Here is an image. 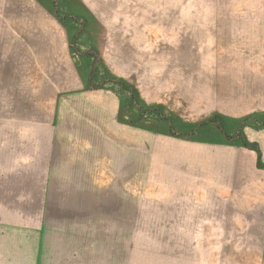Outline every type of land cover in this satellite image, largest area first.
Returning <instances> with one entry per match:
<instances>
[{"label": "crops", "instance_id": "0c3cea01", "mask_svg": "<svg viewBox=\"0 0 264 264\" xmlns=\"http://www.w3.org/2000/svg\"><path fill=\"white\" fill-rule=\"evenodd\" d=\"M32 1L54 29L0 11V264H264V10L211 12L202 33L218 34L220 54L235 51L219 55L226 77L211 111L249 120L233 143L129 119L126 98L93 85L71 45L74 19L88 25L101 12ZM107 39L102 59L126 79ZM95 40L86 45L97 50ZM132 79L146 117L147 104L163 103H148L146 81ZM182 81L190 108L199 91ZM164 89L165 104L179 106L178 88Z\"/></svg>", "mask_w": 264, "mask_h": 264}, {"label": "rangeland", "instance_id": "374dc122", "mask_svg": "<svg viewBox=\"0 0 264 264\" xmlns=\"http://www.w3.org/2000/svg\"><path fill=\"white\" fill-rule=\"evenodd\" d=\"M56 1L61 5L65 2L68 5H76L74 0H51V5L58 12L64 11L59 8ZM91 1L81 0L82 5L100 11L101 13L93 14H102L103 18L96 17L90 20L91 22L88 20V25L83 19H74L76 41H72L71 45L73 44V49L79 53L78 61L90 66L93 85L115 89L126 98L128 108L125 115L129 119H143L152 128H167L170 134L179 137L218 140L224 134L229 142L244 141L243 129L246 124L249 125L247 118H223L211 114V111L219 105L220 96H223L220 93L223 91L217 89L218 77H226V72H222L218 66L219 55L228 57L234 55L235 51L227 50L220 54V50L215 48L216 41H213V37L217 39L218 34H209V31L204 35L202 33L209 29L208 23L213 21L211 12L262 11L264 1L263 3L257 0H108L107 2L96 0V3H92L95 0ZM41 10L32 0H0V11H17L19 22L25 20L21 19L23 12H30L34 18V28L46 25L51 30L54 29L56 25L53 19L43 16ZM67 19L66 21L70 22ZM88 28L92 38L96 39L95 42L98 41L97 50L86 45L92 39L91 36L84 34ZM104 39H107L106 47L111 63L119 69L122 67L123 72L129 75L126 79L108 70L107 63L101 55L106 53ZM80 43L84 44L79 50ZM232 70L234 68L230 71ZM139 76L148 83H145L146 93L144 92L148 96L147 100L150 101L148 103L155 101L163 103V105L160 103L158 108L153 107V104H147L146 117L139 116L140 108L133 95V89L136 87H133L135 81L132 78L136 79ZM158 76H161L162 80H167L168 77H180L174 80L175 83H159ZM182 79L186 82L194 80V86L197 85L196 89L199 91L194 92L190 108L186 106L187 99L183 94L187 85ZM153 83L154 87L160 85L163 87L154 90V87H150ZM172 85L178 88L175 101L179 106L175 104L171 107L164 102L166 99L164 93L169 91L164 87ZM173 111L181 116L175 115ZM141 113L140 110V115Z\"/></svg>", "mask_w": 264, "mask_h": 264}]
</instances>
